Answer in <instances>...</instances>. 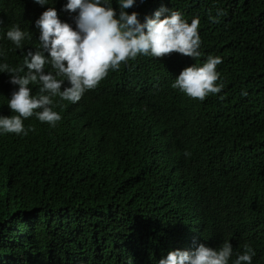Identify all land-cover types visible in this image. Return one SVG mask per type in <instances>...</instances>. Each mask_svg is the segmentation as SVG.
<instances>
[{
  "label": "trees",
  "instance_id": "trees-1",
  "mask_svg": "<svg viewBox=\"0 0 264 264\" xmlns=\"http://www.w3.org/2000/svg\"><path fill=\"white\" fill-rule=\"evenodd\" d=\"M0 264H264V0H0Z\"/></svg>",
  "mask_w": 264,
  "mask_h": 264
}]
</instances>
